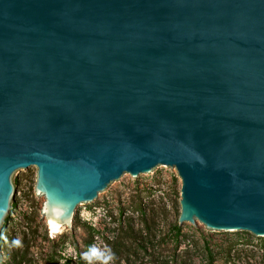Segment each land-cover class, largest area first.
I'll return each mask as SVG.
<instances>
[{
    "label": "water",
    "instance_id": "95a60500",
    "mask_svg": "<svg viewBox=\"0 0 264 264\" xmlns=\"http://www.w3.org/2000/svg\"><path fill=\"white\" fill-rule=\"evenodd\" d=\"M167 166L179 225L264 239V0H0V230L35 167L75 231Z\"/></svg>",
    "mask_w": 264,
    "mask_h": 264
},
{
    "label": "rangeland",
    "instance_id": "374dc122",
    "mask_svg": "<svg viewBox=\"0 0 264 264\" xmlns=\"http://www.w3.org/2000/svg\"><path fill=\"white\" fill-rule=\"evenodd\" d=\"M36 178V167L22 173V206L6 225L0 264H87L82 254L93 245L100 253L95 264L108 249V264H264V239L253 233L221 236L201 222L191 229L187 221L179 225L182 181L169 166L143 182L128 177L97 207H85L93 216L101 209L95 225L81 211L75 231L56 233L42 213L45 198L35 189ZM17 238L21 247L11 245ZM66 245L71 256L62 254Z\"/></svg>",
    "mask_w": 264,
    "mask_h": 264
},
{
    "label": "clouds",
    "instance_id": "9594fccd",
    "mask_svg": "<svg viewBox=\"0 0 264 264\" xmlns=\"http://www.w3.org/2000/svg\"><path fill=\"white\" fill-rule=\"evenodd\" d=\"M96 216L91 215L90 213H87L86 211L81 212V218L87 221H90L93 225H95L96 219L99 217L101 213V209L97 208L95 210ZM51 230L52 232H58L60 231V226L56 224L55 222L51 221ZM11 245L13 247H21L22 242L20 239H14L11 242ZM73 249L71 246L66 245L64 253H62L65 256H71ZM100 257L99 250L96 248L95 245L91 246L87 252L82 254V258L87 261V264H95V258ZM113 259V254L111 253V250H107V254L104 257H101L102 264H108V261ZM63 264V262H62Z\"/></svg>",
    "mask_w": 264,
    "mask_h": 264
},
{
    "label": "trees",
    "instance_id": "16d2710c",
    "mask_svg": "<svg viewBox=\"0 0 264 264\" xmlns=\"http://www.w3.org/2000/svg\"><path fill=\"white\" fill-rule=\"evenodd\" d=\"M14 206H15V205H14ZM8 219L11 220L10 218H8ZM4 228H5V225H3L2 228H1V230H0V247H2V240H1V238H2V236H3L4 233H5ZM174 229L180 231L181 228H180V226H179L178 224H176V225L174 226ZM148 230H149V228H148ZM12 231H13V229H12Z\"/></svg>",
    "mask_w": 264,
    "mask_h": 264
},
{
    "label": "bare ground",
    "instance_id": "6f19581e",
    "mask_svg": "<svg viewBox=\"0 0 264 264\" xmlns=\"http://www.w3.org/2000/svg\"><path fill=\"white\" fill-rule=\"evenodd\" d=\"M51 222L49 221V224H50ZM50 227H51V224H50ZM54 233H56V232H54Z\"/></svg>",
    "mask_w": 264,
    "mask_h": 264
}]
</instances>
